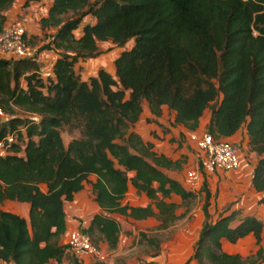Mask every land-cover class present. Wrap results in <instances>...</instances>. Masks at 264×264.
<instances>
[{"label": "trees", "instance_id": "obj_1", "mask_svg": "<svg viewBox=\"0 0 264 264\" xmlns=\"http://www.w3.org/2000/svg\"><path fill=\"white\" fill-rule=\"evenodd\" d=\"M35 1L23 0L22 7ZM14 3L0 0V31ZM87 15L93 20L84 21ZM39 21L41 28L55 27L51 43L59 51L50 75L39 74L36 57L0 56V108L9 114L0 122V138L15 133L12 152L0 155V260L61 262L68 248L60 241L67 229L64 203L86 183L99 211L85 230L97 246H117L115 213L156 216L160 227L180 217L177 203L166 198L176 194L187 203L195 193L167 170H181L186 156L158 152L133 128L144 103L154 116L167 106L174 111L173 124L205 129L215 139L245 127L247 147L257 155L251 185L264 205V0H50ZM106 40L132 43L114 57L113 73L101 66L83 77L78 62L96 56ZM14 106L27 115L14 114ZM206 109L208 121L200 129ZM62 126L79 135L64 143ZM129 184L150 201L125 203ZM5 199L28 202V219L2 208ZM203 212L189 259L264 262L259 217L246 214L235 221L239 211L233 210L212 220L206 203ZM249 233L258 244L254 253L222 248L221 239L235 242ZM72 264L85 263L76 255Z\"/></svg>", "mask_w": 264, "mask_h": 264}, {"label": "rangeland", "instance_id": "obj_2", "mask_svg": "<svg viewBox=\"0 0 264 264\" xmlns=\"http://www.w3.org/2000/svg\"><path fill=\"white\" fill-rule=\"evenodd\" d=\"M17 6L8 12L9 20H20L24 23L28 33V43L34 49V55L40 61L41 66L46 67L52 61L53 54H57L59 50L55 49L51 43V38L54 34L55 27L41 28L39 18L44 15L49 6L50 0H39L32 3L27 8L21 9L20 0H16ZM84 21H92L93 17L87 15L83 19ZM78 31V30H76ZM132 43V40L126 42L123 46H119L110 40L99 42V52L96 56L87 58L85 61H79L77 64L78 71L81 75L87 77L97 71L99 67H105L112 73L114 72L113 59L119 53L123 47H128ZM42 59V60H41ZM13 112L16 115L25 116L27 113L22 111L18 107H13ZM209 114V109H206L200 120V129L204 127L205 119ZM8 113L2 109L0 114V122L8 117ZM145 121L136 125V128L141 132L146 133L147 137L153 134L156 141L165 140V135L161 136L162 127L159 131H155L154 128L146 126ZM175 127H178L174 125ZM164 126L163 128H165ZM170 130V128L168 127ZM61 136L64 143L73 136L79 135L78 129H70L67 126H62ZM176 134H172L169 138L170 142H176L177 144L169 146V149H173V152L179 146H185L187 152L192 153L193 159H189L190 162L183 165L181 170L169 169L167 173L172 177L182 180V177L187 168L192 167L197 162L198 152L195 144L188 138V130L178 128L175 130ZM164 133V131H163ZM232 141V140H231ZM160 142V141H159ZM234 142V141H233ZM162 144V142L160 143ZM160 149V148H159ZM239 148V156H240ZM205 175L203 176V180ZM206 182V180H205ZM224 187L219 183L215 185L213 195L218 194L219 191L224 190ZM209 182L204 184L203 181L201 187L196 190L195 195L190 198L187 203H183L178 195L172 194L168 201H175L177 203L176 213L181 214L179 218L165 227H160V220L156 216H148L143 219H133L124 215L115 213L114 216L118 221L119 241L116 247L110 248L103 241L99 243V250L103 255L104 261L108 263H114L116 261L124 260L129 264H174L184 260L187 255V246L193 243V237L197 234L198 229L195 220L197 211L199 212L203 205L208 201V197L211 192H208ZM84 198V199H83ZM83 199V201H82ZM125 203L129 204H147L150 199L143 193H137L131 184H129L128 191L123 199ZM69 221L74 222V227H82L88 225L91 216L99 211L97 204L94 201V191L89 183H86L81 195H78L67 207ZM152 239V241H150ZM197 240V238H196ZM195 240V242H196ZM61 243H64L60 240ZM194 242V244H195ZM246 243V242H245ZM245 243H241L240 250L245 248ZM193 244V248H194ZM242 246L244 248H242ZM247 251V250H246ZM76 256L70 249H66L64 259L61 264H72V257ZM85 264L90 263L99 257L96 255H88L86 257H80ZM0 264L1 263L0 261ZM187 264V263H186ZM198 264H200L198 262ZM204 264H208L205 262Z\"/></svg>", "mask_w": 264, "mask_h": 264}, {"label": "crops", "instance_id": "obj_3", "mask_svg": "<svg viewBox=\"0 0 264 264\" xmlns=\"http://www.w3.org/2000/svg\"><path fill=\"white\" fill-rule=\"evenodd\" d=\"M16 1V0H15ZM23 0H20V7L21 9L27 8L30 5H32V2L29 6L22 7ZM38 2V1H35ZM50 5V3H49ZM17 6L16 3L12 5L10 9H8V12L13 8ZM57 54H53L52 58L56 56ZM42 60V59H41ZM54 61V59L49 63V65ZM109 70V69H108ZM96 73V72H95ZM93 73V74H95ZM83 76V75H82ZM85 77V76H83ZM205 119L206 123L208 121ZM174 119V111L170 110L167 106L162 107V114L160 116H154L146 103L143 105V111L139 118V120L135 123L134 129L137 130L144 139L150 140L154 144V149L158 152H162L165 155L175 159L178 158L181 154L186 156V163H189V159H193V154L186 151L185 146H179L175 149L173 152V149H169V146L177 144L176 142H170L169 138L172 136V134H176L175 130L178 128L187 130L183 125L181 124H173ZM142 121H145L146 126L154 128L155 131H159L160 127H162L161 136L163 137L165 135V140L156 141L157 138L153 137V134L150 137L146 136V133L141 132L136 128L137 124H140ZM174 125L178 126L175 127ZM166 126L165 128H163ZM170 128V130L168 129ZM177 135V134H176ZM229 140L234 141L238 144L240 148V165L238 168L234 170H228V171H222V170H215V171H206L203 173V176L205 175L206 183L209 182L208 192H211V194L208 197V201L206 202L207 211L209 214V218L214 220L218 217L219 214H228L232 212L233 210L239 211L238 214L235 217V221H237L241 216L250 214L255 215L259 217L263 222V231L262 235L264 236V205L262 203L258 202V199L260 197V192H257L253 186L251 185V176L254 169V166L257 161V155L255 152L250 151L247 147V133L245 127H242L237 132H235L233 135L227 137ZM162 142V144H160ZM160 148V149H159ZM197 155V153H196ZM91 178H94L93 176ZM219 183L221 186H223L224 190L219 191L217 196L213 195L212 192L215 190V185ZM42 189H45V184H41ZM83 190V189H82ZM82 190L78 191L74 199L78 197V195H81ZM176 195V194H175ZM84 199V198H83ZM82 199V201H83ZM72 201H65L64 208L66 211V221H67V229L65 233L63 234L61 240L64 242L66 239L67 231L71 229V226L74 225V222H71L68 220L67 215V207L68 204ZM84 202V201H83ZM141 205V204H140ZM1 207L7 210L14 211L16 213H19L23 215L26 219H28V210H29V203L28 202H21L16 200H10L5 199L3 203L1 204ZM205 218L203 207L202 209L195 215L194 222L197 225L198 232L193 237L192 242L189 246H187V255L184 257V260L179 263L174 264H198V261L196 259H189V256L191 255L193 251V244L199 236V231L202 226L203 220ZM222 241V248L227 252H237L240 253L243 256L252 254L255 252V250L258 247V244L256 243L255 237L253 234L249 233L243 237H240L235 242H229L226 239H221ZM245 243V251L240 250L241 243ZM261 244L264 248V237L261 240ZM242 248H244L242 246ZM247 250V251H246ZM64 259V258H63ZM62 259V261H63ZM3 264H13L12 262H6L3 260H0ZM61 261V262H62ZM55 264H61V262L57 263L53 261ZM259 264H264V262H261Z\"/></svg>", "mask_w": 264, "mask_h": 264}, {"label": "built area", "instance_id": "obj_4", "mask_svg": "<svg viewBox=\"0 0 264 264\" xmlns=\"http://www.w3.org/2000/svg\"><path fill=\"white\" fill-rule=\"evenodd\" d=\"M27 39L28 33L24 23L20 20L11 21L7 18L0 31V56L13 59L35 58L34 49ZM52 63L46 67L41 66L38 70L39 74L50 75ZM188 138L195 144L198 152L196 164L187 168L181 180L186 189L192 192L198 190L202 185L203 173L206 171H228L239 167L240 156L237 143L226 138L215 139L205 129L189 131ZM14 140V132H8L0 138L1 156L12 152L11 143ZM86 226L74 227L67 231L65 243L68 245V249L80 257L96 255L99 257L98 259L104 260L99 245L92 242L89 233L85 230Z\"/></svg>", "mask_w": 264, "mask_h": 264}]
</instances>
